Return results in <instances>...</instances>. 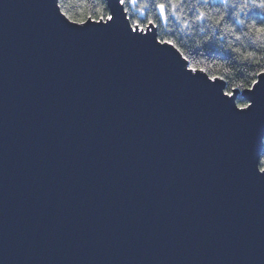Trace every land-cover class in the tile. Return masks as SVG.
<instances>
[{"label": "water", "instance_id": "95a60500", "mask_svg": "<svg viewBox=\"0 0 264 264\" xmlns=\"http://www.w3.org/2000/svg\"><path fill=\"white\" fill-rule=\"evenodd\" d=\"M157 34L0 0V264H264V107Z\"/></svg>", "mask_w": 264, "mask_h": 264}, {"label": "snow or ice", "instance_id": "6c2138e0", "mask_svg": "<svg viewBox=\"0 0 264 264\" xmlns=\"http://www.w3.org/2000/svg\"><path fill=\"white\" fill-rule=\"evenodd\" d=\"M61 3L56 0L59 16H64L73 24L87 26L89 21H94L101 28L122 31L131 40H147V36L142 34L155 32L160 22L175 21L182 23L184 27H189L193 21L208 19L214 20L216 28L223 26V30L231 33L236 40H240V35L237 33L243 29H247L244 35H254L257 39L264 40V0H81L83 7L78 17L63 10ZM149 5L155 9V16L149 14ZM209 5L215 9V16H209L208 12L211 11ZM140 17L144 19L141 20ZM237 25L240 26V29H237ZM73 31L85 33L82 30L73 29ZM133 33L137 35H133ZM154 39L160 44H168L182 51L175 39H160L158 34L154 36ZM205 39L211 40L212 37L206 36ZM254 43L255 41H253ZM229 50L240 51L239 48H231V46H229ZM254 56L255 53L248 52L244 59L248 61ZM183 59L187 62L190 58L188 55H184ZM253 62L259 63L255 60ZM183 67H187L191 72L206 71L203 67L192 63H186ZM186 74L193 84L213 89V85L206 82L198 83L196 77ZM206 79L223 80L224 76L213 74L206 76ZM241 87L243 88V99L237 103L233 89L239 90ZM214 93L221 99L224 96L231 97L224 103L228 105L238 120L249 119L257 110L264 107V67H260L258 71L252 73L251 79L242 80L240 84H233L227 91L218 89ZM254 162L255 171L264 174V149L255 155Z\"/></svg>", "mask_w": 264, "mask_h": 264}, {"label": "trees", "instance_id": "16d2710c", "mask_svg": "<svg viewBox=\"0 0 264 264\" xmlns=\"http://www.w3.org/2000/svg\"><path fill=\"white\" fill-rule=\"evenodd\" d=\"M61 3V0H59ZM83 5L81 0H62L61 8L66 10L74 17L80 15ZM211 11L209 16H215V9L209 5ZM149 14L155 16V9L149 5ZM143 20V17H140ZM240 29V26H236ZM247 29L238 31L240 40L221 28H216L214 20L193 21L189 27H184L182 23L170 21L167 25L159 23L158 33L160 39H175L178 41L179 50L182 55H188L189 61L198 67H203L209 76L223 75V81L231 88L233 84H240L242 80L246 81L252 78V73L264 67V40L257 39L254 35H244ZM206 36H211V40H206ZM253 41L255 43L253 44ZM239 48V52L229 50ZM248 52L255 53L253 59L246 61L244 56ZM259 61L255 63L253 61ZM233 91H236L233 89ZM243 92V88L237 90ZM243 97H238V103ZM264 149V146H263Z\"/></svg>", "mask_w": 264, "mask_h": 264}, {"label": "clouds", "instance_id": "9594fccd", "mask_svg": "<svg viewBox=\"0 0 264 264\" xmlns=\"http://www.w3.org/2000/svg\"><path fill=\"white\" fill-rule=\"evenodd\" d=\"M260 143H261V145H264V136L260 137Z\"/></svg>", "mask_w": 264, "mask_h": 264}]
</instances>
